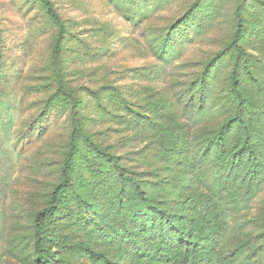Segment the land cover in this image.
<instances>
[{"label": "rangeland", "instance_id": "rangeland-1", "mask_svg": "<svg viewBox=\"0 0 264 264\" xmlns=\"http://www.w3.org/2000/svg\"><path fill=\"white\" fill-rule=\"evenodd\" d=\"M51 1L59 47L45 0H0V264H35V215L76 128L48 264H112L83 244L153 264L142 236L159 217L87 137L202 238L197 264H264V0ZM240 112L246 126L227 125Z\"/></svg>", "mask_w": 264, "mask_h": 264}, {"label": "trees", "instance_id": "trees-1", "mask_svg": "<svg viewBox=\"0 0 264 264\" xmlns=\"http://www.w3.org/2000/svg\"><path fill=\"white\" fill-rule=\"evenodd\" d=\"M45 7L48 16L54 20L58 26L59 35L57 47H59L66 33V24L51 0H45ZM239 50L241 51L244 49ZM232 80L231 89L234 93H238L240 91L238 67L233 71ZM237 122L246 126V120L243 118L241 112L234 115L231 120H228L227 125ZM79 132H81V129L76 128V131L72 134L71 147L67 152L62 172L63 180L53 189L48 205L35 215V264H48V253L45 246V222L54 215L62 198L67 194L68 189L73 184L70 170L78 147ZM87 141L97 155L115 163L119 176L135 186L139 198L152 207L159 217L157 219H148L144 224L145 233L142 237L144 240L147 239L152 242V245L141 253V257L147 258L153 264H197L195 261V252L203 247L204 243H202V238L195 237L194 240H189L186 235V230L181 229L177 223L172 220L171 216L173 214L167 210L166 201L159 200L158 202L143 186V181L137 179L136 175L132 173L129 168L120 164V157L118 155L106 150L89 137H87ZM218 141H222V139L219 138ZM150 183L153 184L152 182ZM82 246L93 256L103 261L112 264H121L109 261L103 253L93 251L92 248L86 244ZM198 259L197 261L201 262V260H204V256L201 257V260Z\"/></svg>", "mask_w": 264, "mask_h": 264}]
</instances>
